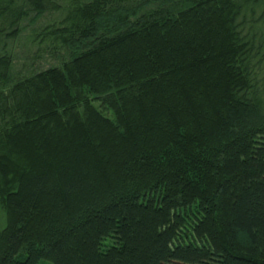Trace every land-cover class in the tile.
<instances>
[{
  "label": "trees",
  "instance_id": "trees-1",
  "mask_svg": "<svg viewBox=\"0 0 264 264\" xmlns=\"http://www.w3.org/2000/svg\"><path fill=\"white\" fill-rule=\"evenodd\" d=\"M249 2L90 0L58 65L0 55V264H264Z\"/></svg>",
  "mask_w": 264,
  "mask_h": 264
},
{
  "label": "rangeland",
  "instance_id": "rangeland-1",
  "mask_svg": "<svg viewBox=\"0 0 264 264\" xmlns=\"http://www.w3.org/2000/svg\"><path fill=\"white\" fill-rule=\"evenodd\" d=\"M90 0H42L45 10L36 16L31 0H0V55L12 58L13 78L28 76L50 65H58L66 58L65 50L51 33L64 26V19L74 4ZM246 6L239 30L254 44L255 57L251 64L254 82L264 94V1ZM16 21V22H14ZM16 34H12L13 30ZM94 106L106 117L112 112L99 101ZM6 226V212L0 200V231ZM190 237L187 231L186 240ZM183 237V236H182Z\"/></svg>",
  "mask_w": 264,
  "mask_h": 264
}]
</instances>
